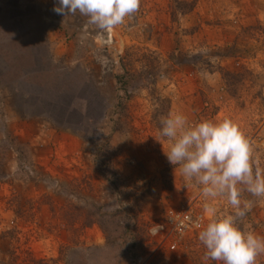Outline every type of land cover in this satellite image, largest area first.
<instances>
[{"label": "rangeland", "instance_id": "rangeland-1", "mask_svg": "<svg viewBox=\"0 0 264 264\" xmlns=\"http://www.w3.org/2000/svg\"><path fill=\"white\" fill-rule=\"evenodd\" d=\"M54 6L0 0V264H204L198 235L173 252L147 235L168 207L207 218L160 120L228 118L264 170V0H140L105 30ZM241 199L253 207L237 226L264 237V197Z\"/></svg>", "mask_w": 264, "mask_h": 264}, {"label": "clouds", "instance_id": "clouds-1", "mask_svg": "<svg viewBox=\"0 0 264 264\" xmlns=\"http://www.w3.org/2000/svg\"><path fill=\"white\" fill-rule=\"evenodd\" d=\"M53 11L63 16L77 12L99 29L122 25L134 15L140 0H58ZM158 135L168 143L165 153L169 163L178 166L188 183L200 188L205 200L207 222L201 225L198 240L205 249L204 264H256L264 254V237L242 231L237 222L253 207L251 200H242L247 191L264 197V170L253 169L252 147L239 127L230 119L190 123L181 113L161 117ZM222 197L231 206V214H217L209 201Z\"/></svg>", "mask_w": 264, "mask_h": 264}, {"label": "built area", "instance_id": "built-area-1", "mask_svg": "<svg viewBox=\"0 0 264 264\" xmlns=\"http://www.w3.org/2000/svg\"><path fill=\"white\" fill-rule=\"evenodd\" d=\"M206 220L205 214L191 205L168 207L161 220L150 224L148 237L158 247L173 252L185 241L194 239L200 230L197 222L203 225ZM136 264H148L147 256H141Z\"/></svg>", "mask_w": 264, "mask_h": 264}, {"label": "trees", "instance_id": "trees-1", "mask_svg": "<svg viewBox=\"0 0 264 264\" xmlns=\"http://www.w3.org/2000/svg\"><path fill=\"white\" fill-rule=\"evenodd\" d=\"M140 208V206H137L136 207V210H138ZM119 213V212H118ZM112 215H104L103 217H104V222H106L107 223V218H110V220H108V221H110V223H114L113 221H112V219L114 218L113 216L111 217ZM106 219V220H105ZM103 223V222H102ZM133 223H134V227L138 230V231H140V233H142L143 231H144V228H146V226H145V224L142 222V220L140 219V218H138V215H134V219H133ZM106 224H104V225H101V228H102V230H103V232L105 233V235H107L108 233H109V230H108V228H109V226H105ZM118 227V226H117ZM120 227V226H119ZM118 227V228H119ZM147 235H148V227H147ZM113 240L114 239H112V240H110L109 239V237H107L106 238V247H110L111 245H113ZM136 241V244L137 245H139V243H140V240H138V238L137 237H135L134 238V242ZM123 243H125L124 241H123ZM134 263V262H133ZM114 264V263H113Z\"/></svg>", "mask_w": 264, "mask_h": 264}]
</instances>
